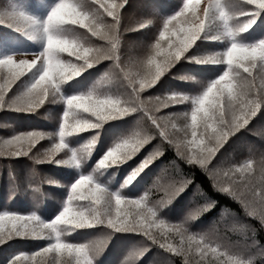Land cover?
I'll return each mask as SVG.
<instances>
[{
	"label": "snow or ice",
	"instance_id": "6c2138e0",
	"mask_svg": "<svg viewBox=\"0 0 264 264\" xmlns=\"http://www.w3.org/2000/svg\"><path fill=\"white\" fill-rule=\"evenodd\" d=\"M98 0H78L77 5L67 0H58L43 21L36 20L24 13H8L0 15V23L7 22L12 26L17 21L26 22V26L35 25V33L45 40L43 50L32 55L31 59H15V55L0 58V110L35 112L49 97L60 91L62 83L78 76L86 67H92L102 60H111V72L122 78L127 86V97L110 96L98 90L87 93L60 97L65 109L60 117L58 131L45 133L30 130L19 132L10 138L0 141V156L5 158L29 157L34 163L53 162L57 153L68 149L71 155L56 163L79 164L78 156H87L96 142L91 137L78 148H69L66 138L77 135L87 129H98L103 122L123 118L132 113H140L141 121L150 125V132H134L128 137L114 143L97 161V168L118 166L136 155L140 149L153 139V134L161 142L174 148L178 156L187 163L198 165L211 177L218 190L237 198L248 210L250 216L257 217L264 226V157L259 161L249 158L240 168L221 169L213 163L217 151L239 129L254 131L249 120L264 109V38L254 43L236 42L238 33L245 31L253 22L233 23L238 17L255 16L264 11V0H208L201 6L200 0H183L182 6L172 15L162 18V27L158 38L151 46L147 56L127 64L121 62L119 47V12L120 5L100 3ZM246 5L250 11L237 10L236 5ZM106 14L112 22L105 23L101 16ZM219 21L218 35L210 39L225 38L231 40L226 49L192 57L196 63L225 64L229 70L223 71L216 79L207 84L203 92L194 97L179 92H171L161 96H149L141 99L140 93L157 83L181 57L201 38L206 28ZM79 24L91 37L104 41L102 45L90 44L87 39L81 42L77 36H66L65 23ZM147 23H151L148 21ZM139 23L136 30L145 28ZM87 45V46H86ZM61 53L75 56L79 63L62 60ZM27 56V55H22ZM39 65V74L22 91L8 98V89L20 77L30 73ZM7 69V72H3ZM243 73L247 75H242ZM252 69H257L258 77ZM108 73L101 78L100 84ZM180 79H195L182 76ZM100 85H98L99 87ZM227 94L224 104L221 99ZM191 103V111H170L166 115H158L163 108ZM80 110L89 117L80 115ZM178 121H183L182 126ZM203 129V131H200ZM183 132L180 139L178 133ZM264 136V131L259 133ZM189 135L191 139H189ZM57 139L50 147L45 148L37 156H29L38 141L45 137ZM193 147L197 151H193ZM186 150V151H185ZM159 154V149L148 152L143 160L129 173L125 183H131ZM239 173V181L237 180ZM10 179H15L11 171ZM188 181L180 180L163 189L164 195L155 202L148 200L145 192L139 199L123 197L109 192L104 186L94 182L91 175H82L71 184L67 201L62 210L51 220L45 222L35 212L21 214L15 211L0 212V244L13 238L48 239L51 242L32 253H17L8 264H65L62 257H69L67 264H92L94 256L106 244V240L88 243H68L62 239L65 232L96 226H105L115 232H132L144 237L150 243L129 252L122 264H130L135 257L142 256L152 245H158L164 252L175 253L185 258L184 264H190L189 255L205 257L209 252L214 256H224L216 247H211L208 234L197 236L187 234L183 224L168 225L158 217V211L173 197L184 191ZM159 190V186H156ZM13 189L18 190L15 183ZM39 189L37 188L36 191ZM73 200H89L81 210L73 211L68 206ZM209 201L203 207L193 210L185 218L193 219L199 211L209 207ZM151 205V206H150ZM125 207L135 208L129 212ZM159 229L162 235L171 232L180 237V244L173 245L167 240L160 242L153 234ZM187 241V247H185ZM249 247L259 249L264 255V245L254 238ZM50 256V259H49ZM151 264V262H150ZM220 264H254V256L242 254L228 255Z\"/></svg>",
	"mask_w": 264,
	"mask_h": 264
},
{
	"label": "trees",
	"instance_id": "16d2710c",
	"mask_svg": "<svg viewBox=\"0 0 264 264\" xmlns=\"http://www.w3.org/2000/svg\"><path fill=\"white\" fill-rule=\"evenodd\" d=\"M53 0H0V15L8 13H24L31 16L34 6L47 5ZM58 1V0H57ZM73 5L78 0H70ZM115 2L120 5L119 12V47L118 55L121 62L127 64L131 61L140 60L147 56L151 46L155 43L162 27L161 19L174 14L182 6L183 0H98L96 8L100 3L111 4ZM223 2V0H222ZM237 10L250 11L246 5L237 4ZM103 12V9H99ZM37 13V12H36ZM33 17V16H31ZM105 23L112 22V18L106 14L101 16ZM253 20L251 25L235 37L236 42L254 43L264 38V11L255 16L238 17L233 23L243 24ZM151 21V23H147ZM139 23H145L146 27L136 30ZM219 21L214 22L206 28L201 38L198 39L179 61H177L167 72H165L155 85L141 91V99L149 96H161L171 92H179L194 97L203 92L208 83L216 79L225 70H229L225 64L196 63L192 57H202L206 54L222 51L229 46L231 40L210 39L218 35ZM17 26L16 22L9 26L7 22L0 23V58L7 55H34L40 53L45 41L40 38L35 40L31 33ZM66 36L71 42L72 36L85 39L90 44L102 45L104 41L91 37L90 33L79 24L65 23L63 25ZM87 46V45H86ZM62 60H70L79 63L75 56L61 53ZM111 60H102L92 67H86L80 74L60 86V91L49 97L35 112L0 110V141L10 138L19 132L37 130L45 133L58 131L60 117L65 105L60 97H68L75 94L87 93L90 90H98L110 96L127 97V86L122 78L111 72ZM257 76L259 83V72L251 70ZM242 75L243 73L240 69ZM108 73L100 84L101 78ZM39 74V65L30 73L20 77L15 84L8 89V98L24 90ZM182 76L194 77L195 79H180ZM98 85H100L98 87ZM227 94L221 99L224 104ZM170 111H191V103L185 102L181 105L163 108L158 115H166ZM80 115L88 118L89 114L80 110ZM140 113H132L123 118H116L103 122L98 129H87L86 131L66 138L69 148H78L86 143L91 137L96 136V142L92 151L87 156H78L79 164L56 163L55 160L67 159L71 152L68 149L57 153L53 162L34 163L29 157L5 158L0 156V212L15 211L21 214L35 212L45 222L51 220L62 210L70 186L82 175H91L94 182L104 186L109 192L118 193L123 197L139 199L149 193L148 200L158 201L163 195V189L170 184L186 180L184 191L172 198L158 211V217L165 225L183 224L187 234H208L207 243L216 247L218 252L225 253L219 257V261H212L209 252L205 257L190 254V264H220L228 255L242 254L254 256V264H264V255L259 249L249 247L254 238L259 244L264 245V226L260 224L257 217L250 216L248 210L237 198L229 196L218 190L210 175L198 165H192L177 155L174 148L166 145L161 146L159 139L153 134V139L145 144L140 151L131 159L118 166L97 168V161L114 143L122 140L134 132H150V125L141 121ZM182 126L183 121H178ZM249 126L254 131L239 129L233 136L217 151L213 163L221 169L240 168L251 157L259 161L264 157V109L249 120ZM203 131V129H200ZM183 139L184 133H178ZM191 139V136L188 137ZM57 139L45 137L37 142L29 156H37L43 149L48 148ZM159 149V154L154 161L146 167L138 176L125 183L129 173L144 159L148 152ZM193 151H197L193 147ZM186 151V150H185ZM15 178L10 179L9 172ZM239 181V173H237ZM15 183L18 190L13 189ZM156 186H159V190ZM39 189L36 191V189ZM210 206L199 211L193 219L185 218L193 210L203 207L208 202ZM89 200H73L68 204L73 211L81 210L82 206L88 205ZM151 206V205H150ZM126 211L134 212L135 208L125 207ZM153 234L160 242L167 240L173 245L180 244V237L174 233L162 235L159 229H153ZM62 239L68 243H88L90 241L106 240L105 246L94 256L92 264H122L130 251L143 247L150 243L141 235L132 232H115L105 226H96L76 229L65 232ZM51 241L48 239L13 238L6 243L0 244V264H8V261L17 253H32L46 246ZM187 247V241H185ZM185 258L175 253L164 252L158 245H152L142 256L135 257L130 264H184ZM65 261V264H67Z\"/></svg>",
	"mask_w": 264,
	"mask_h": 264
},
{
	"label": "rangeland",
	"instance_id": "374dc122",
	"mask_svg": "<svg viewBox=\"0 0 264 264\" xmlns=\"http://www.w3.org/2000/svg\"><path fill=\"white\" fill-rule=\"evenodd\" d=\"M70 0H67L68 3H71L73 4L72 2H69ZM58 1L57 0H53L52 2L48 3L47 5H38V6H34V13L33 12H30L33 16L32 18L36 19V20H39V21H43L48 13L51 11L52 7H54V5L57 3ZM200 3H201V6H203L204 4L208 3V0H200ZM37 12V13H36ZM30 16V17H31ZM16 25L17 26H22L24 30H26L28 33H31V36L35 39V40H39L40 38H42L41 36H39V34H36L35 33V25H28L26 26V22L24 21H17L16 22ZM44 40V39H43ZM45 41V40H44ZM12 55H15L14 53H12ZM22 55H25V54H21V55H15V59H31L32 56L31 55H27V56H22ZM8 56V55H7ZM3 72H7V69H4ZM226 94V93H225ZM0 147H2V145H0ZM212 259V261H219V257L218 256H214L213 254L209 255ZM49 259H50V256H49ZM69 257H67V255H65L64 257H62V260L63 261H66L68 260Z\"/></svg>",
	"mask_w": 264,
	"mask_h": 264
}]
</instances>
